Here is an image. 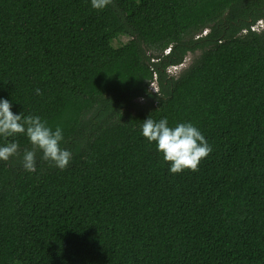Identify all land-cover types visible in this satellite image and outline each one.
Here are the masks:
<instances>
[{"label":"trees","instance_id":"trees-1","mask_svg":"<svg viewBox=\"0 0 264 264\" xmlns=\"http://www.w3.org/2000/svg\"><path fill=\"white\" fill-rule=\"evenodd\" d=\"M0 99L72 153L29 172L0 137V264H264V0H0ZM150 115L201 131L198 171Z\"/></svg>","mask_w":264,"mask_h":264},{"label":"clouds","instance_id":"clouds-1","mask_svg":"<svg viewBox=\"0 0 264 264\" xmlns=\"http://www.w3.org/2000/svg\"><path fill=\"white\" fill-rule=\"evenodd\" d=\"M113 0H91V7L103 10L112 4ZM36 94L42 95L40 89ZM12 104L6 99H0V137L7 139L17 135H24L31 144V149L23 152L22 163L26 171H36L37 152L41 158L60 170L69 165L72 153L62 148L63 130L57 126L53 131L39 116L12 112ZM142 136L149 142L155 143L156 149L162 154L163 160L169 164L172 174H180L185 170L198 171L202 159L206 158L212 148L201 131L191 123H179L169 126L167 118L159 121L151 115L141 124ZM20 154L18 142L12 141L0 146V161L7 162L11 157Z\"/></svg>","mask_w":264,"mask_h":264},{"label":"rangeland","instance_id":"rangeland-1","mask_svg":"<svg viewBox=\"0 0 264 264\" xmlns=\"http://www.w3.org/2000/svg\"><path fill=\"white\" fill-rule=\"evenodd\" d=\"M129 40L128 37L126 36H120L118 39H116L114 42H113V46L114 47H118L120 46L121 44H124L126 43L127 41ZM196 56V55H195ZM194 58V55H188L186 60H185V63L183 65V67H187L193 60ZM175 73V72H174Z\"/></svg>","mask_w":264,"mask_h":264}]
</instances>
